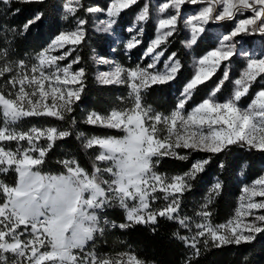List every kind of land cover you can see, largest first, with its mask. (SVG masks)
Instances as JSON below:
<instances>
[{"label": "snow or ice", "instance_id": "6c2138e0", "mask_svg": "<svg viewBox=\"0 0 264 264\" xmlns=\"http://www.w3.org/2000/svg\"><path fill=\"white\" fill-rule=\"evenodd\" d=\"M19 2L43 3V0ZM79 2L68 0L63 7L66 12L75 14L77 9L72 5ZM11 3L12 0H0V4L9 8ZM136 3L137 0H112L107 9L109 19L101 21L100 25L103 26L98 25L96 30L109 33L116 23L115 17ZM185 4L203 7L183 18V26L189 31V38L183 42L184 47L192 49L198 45L206 32L210 33L207 37L209 41L216 46L202 56L193 55V74L184 85L173 110L165 115L142 107L141 92L151 85L167 84L180 74L183 65L175 52L164 61L162 70L157 67L164 56V51L158 49L177 33L181 8ZM169 9L173 11L169 12ZM87 11L94 13L101 9L93 7ZM158 12L161 15L157 20L156 37L144 53L151 62L131 70L116 64L114 70L103 72L98 77L103 85H129V106L114 108L106 115L92 112L84 121L88 125L124 133L122 137L93 136L83 143L85 149H99L95 155L98 163H102L103 159L112 163L113 166L107 169L112 177L108 192L88 179L87 171L75 158L59 161L67 175H40L37 166L45 163L48 152L57 140L72 135L70 129L33 127L25 132L11 127L23 117L45 116L64 121L73 112V104L80 99L83 91L85 69L72 70L73 65L81 59L78 55L66 66L62 67L59 62L71 56L83 44L87 21L77 19L74 29L56 35L37 54V63H33L30 69L23 61L15 66L18 71L10 83L13 87L19 84L18 91L8 94L14 98L0 94L4 118V126L0 127V142L16 141L18 144L15 152L0 144V174L9 171L18 174L15 186L0 180V195L3 196L0 203V264H144L128 253H121L115 258L97 257L94 252L79 257L74 254L73 250L84 249L94 239V233L100 231L97 228H84L83 223L97 219L89 215L93 209H104L111 205V201L104 198L112 196L125 210L127 222L120 223V229L135 224L156 225L160 218H164L191 230L190 218L178 214L180 197L190 187L188 182L204 171L209 160H198L190 171L169 178L154 171L159 158L169 156L186 160L188 157L181 155L179 149L217 154L232 145L264 151V87L255 92L247 107H240V101L249 93L252 84L258 78L264 79V41L259 46H241L239 56L247 58L246 66L234 81L230 76L231 58L237 55L234 38L241 34L264 37V0H165L158 5ZM165 13L168 14L163 15ZM244 13L250 15L239 19L230 31L225 32L222 27H208L210 24L219 26L223 22L233 21L238 14ZM43 15V12L36 13L24 24V30L39 22ZM148 17L149 6L146 4L136 19L142 22ZM127 31L133 32V28ZM143 32L142 26L136 27L135 34L125 43L126 51L141 44L138 37ZM57 51L58 55L52 54ZM4 55L6 53H0V57ZM97 62L108 64L109 60L100 58ZM219 70H222V76L215 82L212 91L198 103H193L189 110L186 106L193 101L199 87L211 80ZM13 71V65L5 64L0 67V76ZM230 82L233 85L231 93L220 99ZM74 85L77 87H72ZM72 123L75 124V121ZM76 135L78 139L85 137L83 132ZM41 140L45 141L43 146L37 143ZM23 141L27 142L26 147L20 144ZM154 157L157 158L155 161ZM221 187V182L217 181L212 192L219 195ZM158 191L164 193L163 199L168 202L163 207L153 208L152 203L160 198L156 195ZM87 192H91L92 199H81L82 194ZM243 193L245 195L240 197L242 203L236 209L234 219L213 225L208 207L212 203L210 195L197 213L201 220L195 224V234L191 238L174 234L193 249L188 264H192L193 257L199 255L200 238H203L205 247L211 244L220 248L250 243L257 234L264 233V214L253 211L264 210V200H252V197H264V175L256 179L252 187L245 186ZM245 200L246 204L243 203ZM248 217L251 219H246Z\"/></svg>", "mask_w": 264, "mask_h": 264}, {"label": "trees", "instance_id": "16d2710c", "mask_svg": "<svg viewBox=\"0 0 264 264\" xmlns=\"http://www.w3.org/2000/svg\"><path fill=\"white\" fill-rule=\"evenodd\" d=\"M65 1L43 0V3H24L12 0L10 8L0 4V53H6L0 57V67L11 64L15 69L20 61H25L46 48L50 40L64 28L62 6ZM106 5V0H81V7L76 12V16L85 19L87 23L84 25L85 40L75 54L81 58L76 67L85 69V78L80 99L73 104V112L68 114V118L64 121L43 116L29 117L24 121V125L22 124L26 127H57L60 130L70 129L72 131L70 137L57 140L54 147L48 152L45 163L40 168L42 174L65 173L66 170L59 161L66 158H75L87 173L94 174L99 167L95 156L98 149H85L83 147L85 138L93 136L122 137L124 135L120 130L92 126L84 122L89 113L96 112L106 115L114 108H121L122 104L128 101L126 88L117 85H103L95 78L92 57L95 54L108 56V39L105 35L93 30L92 15L87 9L93 6L106 7ZM140 6L141 3L137 2L124 10L119 19L122 26L131 23ZM17 9H19L18 12L15 11ZM38 12H43L42 19L25 31L24 24ZM144 28L145 34L141 47H146L148 41L154 37L153 20L149 19ZM208 36L210 34L206 32L199 40L198 45L193 46L190 50L184 47L185 34L182 30L178 29L174 37L169 38V42L165 44V54L177 53L183 67L175 80L164 85L149 86L142 95L144 104L162 114H169L173 110L184 85L193 74L191 56H202L215 47V43L210 42ZM232 63L236 64L237 68L242 66V62L237 58H234ZM128 65H132L131 62ZM236 73L238 71L234 70L231 74ZM221 76L222 70H219L211 80L205 85H201L193 101L186 107L191 108L193 103H198L206 97ZM1 77L4 79L3 82L8 81L9 72H5ZM233 77L231 76L232 80ZM230 92L231 82L228 83L224 95L219 98L223 99ZM253 92L254 87L250 96ZM73 120L75 124L72 123ZM78 132H83L85 137L78 139L76 135ZM182 153L188 157L186 160L169 156L162 157L159 158V163L155 165L154 170L169 177L183 175L191 170L195 161L208 159L209 163L205 165L204 171L190 180V187L183 195L184 199L179 213L190 215L188 212H192L193 208L202 203L206 190L215 180H218L222 184L219 195H216L212 204L208 206L211 210L210 220L214 224H221L232 215L241 189L240 173L243 172L246 181H252L264 173V151L260 150L232 145L217 154L188 149ZM11 183L12 185L16 184L15 176L11 177ZM105 217L109 221V227L106 228L102 237L96 238L90 244V248H93L99 256L128 252L143 261L144 264H188V257L192 255L193 249L187 247L185 242L178 238V235L185 236L187 234V229L179 225L178 222L160 218L156 225L135 224L127 229H120L118 225L126 222L121 211L112 207L107 209ZM113 225L117 226L113 227ZM177 233L178 235H174ZM198 247L199 255L193 257L192 264H264V233L257 234L256 239L252 242L239 246L227 245L216 248L210 244L205 247L201 241Z\"/></svg>", "mask_w": 264, "mask_h": 264}, {"label": "rangeland", "instance_id": "374dc122", "mask_svg": "<svg viewBox=\"0 0 264 264\" xmlns=\"http://www.w3.org/2000/svg\"><path fill=\"white\" fill-rule=\"evenodd\" d=\"M67 2H68V0H66L63 3V5L65 3H67ZM106 2H107L106 7L93 6V7H96V8L101 9V11L94 12V13L93 12H90L91 15H92V28H93V30L95 32L99 33V34L105 35L107 37V39H108V51H109L108 52V56H101V55L95 54L92 57L93 64H94V67H95V78H96V80L99 83H101L100 80L98 79V77L100 76V74L103 73V72H108V71L114 70V65H116V64H119L120 66H122L125 69L131 70V69L136 68L138 65L140 67H144V66L147 65V63H150L151 62L150 57H145L144 56V53L146 52L147 48L149 47L151 41L154 40L155 37H156L157 27H158L157 20H158V17L161 15L158 12V5H160L161 3L165 2V0H137V2H140L141 3V6L139 7L138 11L134 14L131 23L128 24V25L122 26V24L119 22L120 16L124 12V10H126V9H124V10L121 11V13H120V15L118 17H115L116 23L112 26V30L109 33L98 32L96 30L97 26L100 25V22L101 21H103L105 19H109V17L107 16V9L109 8L112 0H106ZM146 4L149 6V17H148V19L146 21L138 22L136 18L139 15V13L143 10V8H144V6ZM72 7H76V9L78 10L81 7V0H80L79 4L73 3ZM93 7H90V8H93ZM200 7H203V5H190V4H185L181 8V20L178 23V29H180V30H182L184 32V34H185L184 41H186L189 38V31L187 29H185L184 26H183V18L186 16V14H194L195 12H197L199 10ZM172 11L173 10L169 9V12H172ZM76 12H75V14L68 13V12H66V10L64 9V7L62 6V19L64 21V28L62 29V31L74 29L76 27V21H77V19H80V17H77L76 16ZM167 14L168 13H165L163 15H167ZM248 15H250V13H244L243 15L238 14L237 17H236V19L233 20V21L223 22L222 25H219V26L218 25H215V24H210L208 27L209 28L222 27L224 29V31L227 32V31H230L235 26V24L238 22L239 19L246 18ZM149 19L153 20L154 25H155L154 37L151 38L148 41V44H147L146 47H141L142 40H143V37H144V34H145V28H144V26H145V23ZM100 26L102 27L103 25H100ZM134 26H136V27L142 26L144 28L143 34L138 37L141 40V44L138 45L137 47L133 48L131 51H126V49H125V43H126V41L128 39H130L131 36L134 35L135 32H136V27H134ZM130 27L133 28V32L127 31V29H129ZM51 40H50V42H51ZM234 40L237 42V55H234L231 58L230 76H234L233 77V81H234V79H236V78H238L240 76L241 71H242V69L245 68L246 62H247V58L246 57L239 56V52H240L241 46L242 45L243 46H247V47H251V46H254V45L255 46H259L261 44V42L264 41V37L260 36L259 34H241L240 36L234 38ZM215 46H216V44H215ZM165 50H166L165 49V44L164 45H161L160 49H158V51H164V56L161 57V60H160V62L157 65V67L160 68L161 70L163 69V63H164V61L169 56V55H166L165 54ZM187 50H190V49H187ZM37 54L38 53L34 54L32 57H29L25 61H23L26 65H28V69H30V67H31V65L33 63H37V61H36ZM52 54L53 55H58L59 54V51L53 52ZM75 54H76V51L73 52L72 55L69 56V57H67L64 61H60L59 62L60 65L62 67L63 66H66L68 63L71 62L72 59H74L76 57ZM94 57H95V59H94ZM192 57H193V55L191 56V67H192ZM197 57H199V56H197ZM100 58H106V59H108L109 60V63L108 64L98 63L97 61ZM234 58H237L238 61H241L242 62V66L241 67H239V66H238V68L235 67L236 66V64L234 65L235 62L232 63V60ZM129 62H131L132 65H128ZM226 63H228V62H226ZM233 68H236L234 70H237L238 73L232 75L231 73H232V71H234ZM28 69H26L25 71H26L27 74L30 75V72L28 71ZM78 69L79 68L76 67V64L73 65V69H72L73 71L78 70ZM16 71H18V69L15 68L13 72H9V78H8V81H6V82H3L4 79H1L2 77L0 76V81H2V82H0V94L5 95L6 98H14V96L13 97H9L8 94L10 92L11 93H15L16 91H18L19 84H17L15 87H13L11 85V83H10V81L12 79V76L16 74ZM113 85H116V84H113ZM117 86H122V87L126 88V94H127V100H128V94L131 91L129 85H127V84H119ZM72 87H77V86L74 85ZM253 87H254V92L250 96V93H251V90L253 89ZM261 87H264V79L258 78L257 81L252 84L249 93L245 97H243L242 100L240 101V107H242V108L247 107L248 103L253 98L255 92L257 90H259V88H261ZM232 88H233V85L231 83V91H232ZM146 90H142V92H141V101H142V95L145 93ZM128 106H129V103L126 102V103L122 104L121 108H127ZM142 107H144V108H151V107L147 106L146 104H144L143 101H142ZM188 109L190 110V108H188ZM0 110H1L0 127H3L4 126V118H3V115H2V106H0ZM153 111H155V110H153ZM157 113H159V112H157ZM89 114H91V113H89ZM41 117H43V116H41ZM27 118H29V117H23V118H21L20 120L16 121L13 125H11V127L15 128L17 131H25V132L28 131V130H30L31 128L35 127V126H30V127L22 126V124L24 125V121ZM89 138H91V137H89ZM37 143L40 144L41 146H43L45 144V141L41 140V141H38ZM0 144H3L4 146H6L8 149L12 150L13 152H15L16 149H17V147H18V144H17L16 141L0 142ZM20 144L23 145V146H25V147L27 146V142L26 141L20 142ZM184 150H187V149H179L178 152L181 155H183L182 152ZM98 151H99V149H98ZM156 159H157L156 157L153 158L154 161ZM112 166L113 165H112V163L110 161H108L107 159H103V162L102 163H99V167L95 171L94 174H89L88 173V179L91 180L92 183L95 186L101 188L105 192H108L110 190V182H111L112 177H111V174L107 172V169L108 168H111ZM37 167H39L38 170L40 172V175H42V176H60V175H67V172H65V173H59V174H52V173L42 174L41 171H40L41 166H37ZM262 175H264V173ZM13 176L16 177V183H17L18 182V174H16L14 171H9L7 174H0V180H2L5 184H7L9 186H15L16 184L15 185H12V183H11V177H13ZM162 176H165V175H162ZM166 177H169V176H166ZM171 177H175V176H171ZM171 177H169V178H171ZM258 178H256V179H258ZM256 179H254L252 181H246L245 178H244V176H243V172H242V174L240 173L239 181H240V184H241V189H240V194H239V196H238V198L236 200V206H235V208L233 210L232 215L225 222H223V223H227L229 220L234 219V217L236 215V209L239 208L240 205H241V203H242L240 197L242 195H245L243 193V188L245 186L252 187L254 185V181ZM217 181L218 180H215L214 183L206 190L205 197L202 199L203 200L202 203L199 204L198 207L193 208L192 209L193 210L192 212H188L190 215H187V214L181 215L180 213H178L181 217H185L186 216V217L190 218L191 230L187 229V234L185 236H188L189 238H191L195 234V231H196L195 224L198 223V222H200V220H201L200 216H198L197 213L201 210L202 205L205 204V201H206V198L207 197H209L211 195L212 201L215 198L216 194L212 192V188H213V185ZM257 188H259V186H257ZM188 189H189V187L184 191L183 195L185 194V192ZM156 195L159 196L160 198L157 199L156 201H154L152 203V207L153 208L163 207L168 202V201H165L163 199L164 193H161V192L158 191L156 193ZM183 195L180 197L181 204L183 203V199H184L183 198ZM85 198H87L88 200H91L92 199L91 192H87V193L82 194L81 199H85ZM104 199L110 200L111 201V205L110 206L113 207V208L118 209L119 211H121L123 213V215H124L125 220H126V212H125V210L123 208H121L119 206L118 201L116 199H114L112 196H108V197H106ZM252 200L255 201V202H259L261 200H264V197H260V196L252 197ZM2 202H3V196L0 195V203H2ZM243 203L246 204L247 203V200L243 201ZM253 211L256 212L257 214H264V210H253ZM91 213H95L96 216H97V220H98V222H97V229H101L102 228L103 231L102 232L101 231H96L94 233V239L92 241H89L87 243V245L85 246L84 249H82V250L81 249H75V250H73L74 254L79 257V256L85 255L86 253L94 252L97 257H112V258L118 257L121 253L120 254H117V255H102V256H99L97 254V252L94 251L93 248H90V244L92 242H94L96 240V238L102 237L105 234V232H106V228L109 227V225H110L108 220H106L107 221L106 224L103 221V217H104L103 216L104 215L103 214V209H99V210L93 209L89 214H91ZM246 219L250 220L251 217H248ZM210 222H211V220H210ZM212 224L213 225H218V224H214V223H212ZM144 225H146V224H144ZM201 241H203V238H200V242ZM123 253H128V252H123Z\"/></svg>", "mask_w": 264, "mask_h": 264}, {"label": "clouds", "instance_id": "9594fccd", "mask_svg": "<svg viewBox=\"0 0 264 264\" xmlns=\"http://www.w3.org/2000/svg\"><path fill=\"white\" fill-rule=\"evenodd\" d=\"M89 215L97 217L95 213H91V214H89ZM97 222H98L97 219H96L95 221L90 222V223H89L88 221H84V223H83V227H84V228H89V227H91V228L95 229V228H97ZM100 231L102 232L103 229L101 228Z\"/></svg>", "mask_w": 264, "mask_h": 264}, {"label": "built area", "instance_id": "2783aa9c", "mask_svg": "<svg viewBox=\"0 0 264 264\" xmlns=\"http://www.w3.org/2000/svg\"><path fill=\"white\" fill-rule=\"evenodd\" d=\"M110 208H112V207L109 206V207H106V208L103 209V214H104V215H103V216H104V217H103V221H106V220H107V218L105 217V212L107 211V209H110Z\"/></svg>", "mask_w": 264, "mask_h": 264}]
</instances>
